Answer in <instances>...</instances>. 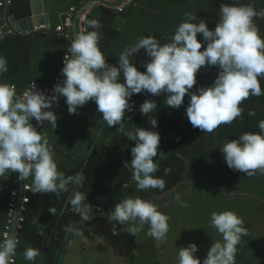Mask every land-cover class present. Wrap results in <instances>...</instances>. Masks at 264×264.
<instances>
[{"label": "crops", "instance_id": "obj_1", "mask_svg": "<svg viewBox=\"0 0 264 264\" xmlns=\"http://www.w3.org/2000/svg\"><path fill=\"white\" fill-rule=\"evenodd\" d=\"M7 1V0H0ZM0 6V55L7 59L8 71L0 75V83L16 86L17 95L31 81L42 87H50L62 67L63 55L71 40L64 33L39 31L31 35L8 34V28L17 31L30 30L38 23H49L52 27L61 24L65 13L76 6L77 19L81 12L88 11L89 20L100 23L99 47L107 62L118 66V55L134 45L139 38L155 37L161 44L167 43L177 26L184 22L185 13L197 15L193 23L205 19L210 30L219 22V7L233 0H133L122 10L118 6L123 0H9ZM239 4H251L257 11L264 9V0H238ZM259 33L264 38V19L254 18ZM74 38V37H73ZM198 39H202L198 34ZM203 50V48L201 49ZM148 58L143 49L133 63L138 70L146 71L141 61ZM218 67H202L197 73V84L193 91L212 84ZM121 73L120 82H123ZM264 90V78L261 79ZM167 93L153 96L147 92L134 94L132 111H126L123 128L107 126L97 105L89 101L78 109V114H69L63 96L53 107L57 109V127L48 122L34 124L38 132L46 135L54 149L58 171L65 177L83 173L82 188L84 203L93 208L88 221L72 211L68 203L73 193H34L32 177L27 178L32 189L30 202L23 206L24 228L19 232L16 264H33L23 256L27 247L40 249L34 264H177L180 247L195 242L201 259L214 241L221 236L210 228L213 212L231 210L243 218L247 235L241 237L237 246L236 264H264V173L259 170L252 176L230 169L220 151L224 142L237 139L245 132H259V121L264 119V95L244 100L242 113L230 124L220 125L212 133L193 128L185 112L189 97L178 109L167 107ZM155 100L157 108L148 115L139 111L145 100ZM52 107V109H53ZM157 119L155 129L149 120ZM33 121V120H32ZM31 121V123H32ZM137 127L158 131L161 135L159 151L165 156L154 158L158 171L153 175L165 181L164 190H137L132 179L130 141L125 133ZM15 172L5 179L0 178V237L5 230L10 187ZM222 185L225 191L219 186ZM139 196L152 202L169 217L167 239L157 242L146 233L147 226L134 236L127 232L126 225L113 223L108 215L123 199ZM55 208V215L49 208ZM71 225L70 230H65Z\"/></svg>", "mask_w": 264, "mask_h": 264}, {"label": "clouds", "instance_id": "obj_2", "mask_svg": "<svg viewBox=\"0 0 264 264\" xmlns=\"http://www.w3.org/2000/svg\"><path fill=\"white\" fill-rule=\"evenodd\" d=\"M220 18L214 30H210L205 19L193 23L196 14L185 13V21L180 23L167 43L161 44L155 37H143L121 52L118 66L107 62L105 53L99 47L101 33L92 30L79 31L71 41L62 68L63 84L57 83L52 95L37 90L35 83L22 96L17 95L16 86L0 83V178L5 179L10 172H18L19 179L32 177L34 193H73L68 203L72 211L83 221L93 215L90 204L84 203L88 197L81 191L85 177L76 173L65 177L58 171L54 159L55 152L46 135L37 131L33 119L40 125L48 122L57 127L58 117L52 108L60 96L65 98L69 114H78V109L89 101L97 105L96 111L110 128L120 125L126 111H132L134 94L147 92L153 96L167 93L164 104L178 109L189 99L185 115L193 128L204 133L214 132L222 124H230L242 113L241 103L250 95H264L261 79L264 78V38L259 33L254 18L264 19V9L257 11L251 4L222 3ZM92 29H99L100 23L89 20ZM198 34L202 39H198ZM203 48V50H201ZM143 49L147 62L141 61L146 71L138 70L132 62ZM7 59L0 55V75L8 71ZM218 67L214 82L193 91L197 84V73L202 67ZM121 73L124 81L120 82ZM157 108L155 100H145L139 107L143 115ZM153 129L158 120L151 119ZM259 132H245L237 139L224 142L220 151L228 167L234 171L252 176L257 170L264 173V119L259 121ZM130 141V162L132 179L137 190L160 189L165 181L155 177L158 164L154 162L161 150V135L158 131L137 127L125 133ZM55 208L49 212L55 215ZM113 223V233L117 224L126 225L127 232L137 236L145 226L147 235L157 242L167 239L169 217L158 211L150 201L139 196H129L115 205L108 215ZM244 221L235 212L228 210L213 212L209 227L220 234L221 240L214 241L203 259V264H236L237 246L241 237L247 235ZM69 225L65 230H70ZM20 241L15 235L5 232L0 237V264H12ZM199 247L195 242L180 247L177 264H201L196 255ZM27 261L34 262L40 256V249L27 247L23 251Z\"/></svg>", "mask_w": 264, "mask_h": 264}, {"label": "built area", "instance_id": "obj_3", "mask_svg": "<svg viewBox=\"0 0 264 264\" xmlns=\"http://www.w3.org/2000/svg\"><path fill=\"white\" fill-rule=\"evenodd\" d=\"M11 1H1L0 6H5L7 3H10ZM133 2V0H123L122 3L118 6L119 10L124 9L128 5H130ZM77 12L76 6H71L68 11L65 13L64 20L61 24L52 27L49 25V23H38L33 25V27L30 30H19L17 31L13 27L8 28L7 33L8 34H19V35H31L33 33L39 32V31H55L58 33H64L65 36L69 37L72 41L74 34H73V27L75 24V13ZM89 13L88 11L81 12L78 17V24L77 29L79 31L88 30L90 31L89 25ZM71 44V42H70ZM68 45V48L70 46ZM67 48V50H68ZM67 54V51L63 55L62 59V67L60 68L59 72L54 77V81L51 84L50 87H42L37 81H31L29 85L26 87V89L21 93V96L26 92L29 91L32 87L33 82L35 83L36 89L43 91L47 93L48 95H52L53 88L57 83L63 84L64 77L62 76V68L64 67V58ZM50 111H54L56 113L57 109L53 107ZM36 121L33 119L32 124H35ZM32 186L31 184L25 180L19 179V173L15 172V175L12 179V186L10 187V196H9V203H8V216H7V222L5 230L2 233V236L5 232L12 233L17 237V239L20 241L19 238V232L24 228L25 224V216L22 213V208L24 205L28 204L30 202V196L29 192L31 191ZM21 200V201H20ZM17 255V252H16ZM16 255L13 258L12 264H16Z\"/></svg>", "mask_w": 264, "mask_h": 264}, {"label": "water", "instance_id": "obj_4", "mask_svg": "<svg viewBox=\"0 0 264 264\" xmlns=\"http://www.w3.org/2000/svg\"><path fill=\"white\" fill-rule=\"evenodd\" d=\"M77 24H78V18L77 19H75V24H74V27H73V34H74V36L76 35V33L78 32V29H77ZM54 106V105H53ZM52 106V107H53ZM51 109V108H50ZM50 109H48V110H50ZM218 186L222 189V190H226V189H224V187H222V185H220L219 183H218ZM21 201V200H20Z\"/></svg>", "mask_w": 264, "mask_h": 264}]
</instances>
